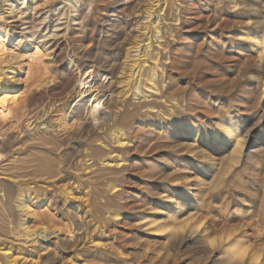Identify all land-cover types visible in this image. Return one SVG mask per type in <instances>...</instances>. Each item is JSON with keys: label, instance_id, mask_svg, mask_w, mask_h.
Returning a JSON list of instances; mask_svg holds the SVG:
<instances>
[{"label": "rangeland", "instance_id": "374dc122", "mask_svg": "<svg viewBox=\"0 0 264 264\" xmlns=\"http://www.w3.org/2000/svg\"><path fill=\"white\" fill-rule=\"evenodd\" d=\"M0 6L9 10L0 13V27L11 32L0 62V103L20 97L0 118V264H223L204 249L208 233L196 238L190 224H177L169 237L140 217L161 218L172 205L163 198L187 194L184 177L197 175L179 126L228 125L230 115H241L251 143L263 147L251 150L246 166L225 161L214 169L218 187L207 194L194 186L189 200H200L197 211L211 230L251 222L264 244V60L252 42L239 54L234 49L245 28L264 43V0ZM157 65L165 71L163 81L157 72L159 95L137 100L133 91L150 86ZM85 69L93 70L96 88L81 98L75 83ZM118 99L122 114L113 125L108 114ZM120 128L132 140L125 147L114 143ZM201 147L217 162L230 151ZM118 157L126 161L119 168L102 166ZM66 188L73 197H65ZM25 222L61 233L26 242L19 237ZM206 255L210 262H201Z\"/></svg>", "mask_w": 264, "mask_h": 264}, {"label": "bare ground", "instance_id": "6f19581e", "mask_svg": "<svg viewBox=\"0 0 264 264\" xmlns=\"http://www.w3.org/2000/svg\"><path fill=\"white\" fill-rule=\"evenodd\" d=\"M8 1L9 0H5V2H8ZM4 6H0V13L2 14H4L5 11L8 10L7 8H4ZM7 28L8 27H6V29H3L0 27V62L2 61V55L6 49L5 44H7L6 42L9 40L11 36L10 35L11 32L9 33V29ZM252 35L253 34H251V31L249 30V28L243 29L241 32V37H240L241 40L234 44V49L239 54L242 52L241 51L242 49H244L246 46H248L249 43L252 42L253 43L252 49L254 53L256 54L257 59L259 61H263L264 60V43L260 42L261 40L260 41L257 40L256 37L255 36L253 37ZM139 49L137 48L136 50H139ZM150 49L151 48H149V50ZM37 55L38 54L36 53V55H33V56L36 57ZM134 56L136 57L138 55H134ZM161 67L162 66L157 65V69L156 67L154 68L156 70H154V73L152 74L153 78H152V82H150L151 83L150 86L148 85L149 87L144 86V89H143L141 88V86H139L136 88L135 91H133L134 98H136L137 100L139 99L142 101H147L148 98H150L151 96L155 97L159 95V87H158L159 85L157 81L158 80L160 81V79L158 77L159 74H157V72L159 71L161 72L162 76L161 75L160 76H161L162 81L165 75L164 68H161ZM132 72L134 73V71ZM75 88L81 91V94H82L81 98H84L93 92V90L96 88V81L94 79L92 69L91 70L85 69L81 72L77 83H75ZM125 95H126V92H125ZM10 99H11L10 104L8 103L5 104L4 103L5 101H3V103H0V118L4 120L11 113V105L15 103L16 105H18V100L20 99V97L15 94ZM123 101L124 99H122L121 102H119V99L118 101H116V104L114 105V107L111 109V111L108 114L109 121H110L109 123H112L114 125L118 121L120 115L122 114L121 112H122V102ZM80 103L81 101L78 100L76 106L78 107ZM146 106L147 105L142 104L141 108H144ZM226 120H230V123H228V125H226L224 121L220 120L221 122H219L217 120L215 122L209 121V123L206 126L205 125L203 126L201 124H188V125L181 124L179 126L178 132L179 133L182 132L184 139L186 140L183 146L185 157L186 156L188 157V162L190 163V166H192L193 169H195L197 175H195V177H190V176L184 177L185 179H183L182 184L186 186L185 189L188 192L187 194H184V193L181 194V193H178L177 190H174L172 193V196H169L168 198H163L165 202H169L172 205H167L168 209L165 212V214L162 215L161 218H159L158 216H154L149 213H146V214L141 215L140 221L143 226L149 227L150 230H153L154 232H162L169 237L177 234L179 227L177 228V226H173V225L181 224L180 227L186 230L187 225L190 224V227L189 229H187V231H190V233L193 234L196 238L205 237L207 233L209 234V236L206 238L204 249L206 251L208 250L209 253L211 254L213 253L219 254L221 258H218V259L222 260L225 264H264V244L262 245L263 242L261 243L259 240L262 235L255 234L258 230L255 224L251 222H239L237 224H228L226 221L228 225H224L225 226L224 229L222 230L217 229L219 231H214V229L211 230L210 229L211 226L208 224L207 221L204 220L202 214L199 213V211H197L196 207H197V204H200V200H197L196 202L197 204L189 200V198L193 194L192 187L194 186L198 187L200 190L205 191L207 194H209L210 192H212L214 189L218 187L219 179H215L214 169L219 168V166L222 165L225 161L236 162V163L240 162L242 164H245L246 166L249 163L248 157H250L251 150L254 148L255 150L258 151L259 149H256V148L263 147L262 145L260 146L259 142L251 143L252 142L250 140L252 137V134L250 133L251 130L250 128H247L248 126L246 124H244V120L241 115H236V116L230 115L228 119ZM43 126L46 131H49V130L55 131L56 129L55 128L56 126L53 127L52 125H48L47 123H43ZM57 127L61 128L62 124H58ZM131 141L132 140L126 134L125 130L123 128H120L118 130V134L116 133L114 143L120 147H125L128 144H130ZM201 146H207V147L213 146L214 151L221 150L223 153H226L228 148L230 149V151L224 160L217 162L213 158H210L207 155L206 150L202 148ZM124 162L126 161L123 158L118 157L116 159H107L105 161L103 160L102 166H105L108 168L109 167L119 168L120 166H122ZM68 189L69 191H67V188L63 189V191L65 192V197L66 196L69 197L70 195L73 197L72 195L73 193L70 192L71 189L70 188ZM187 200L188 202H186V205L181 206V207L178 206L180 205L182 201H187ZM262 220L264 223V213H263ZM34 224L35 223H33V225ZM37 225H38V228H34ZM37 225L35 224L34 227H32L28 224V222L23 223L22 226H24L23 228L24 233L20 235L19 237L21 239H24L26 242L39 240V239L40 241H44V240L56 238L58 234L61 233L60 232L61 229L53 228L49 226L39 227V224ZM257 233H259V231ZM17 235H19L18 232L15 237H17ZM199 260L203 263L207 262L210 260V256L208 255L201 256L199 257Z\"/></svg>", "mask_w": 264, "mask_h": 264}]
</instances>
